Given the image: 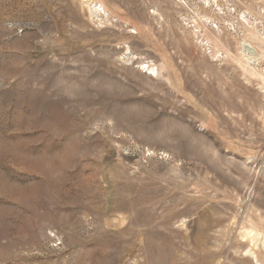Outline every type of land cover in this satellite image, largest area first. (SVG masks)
I'll list each match as a JSON object with an SVG mask.
<instances>
[{"label":"rangeland","instance_id":"1","mask_svg":"<svg viewBox=\"0 0 264 264\" xmlns=\"http://www.w3.org/2000/svg\"><path fill=\"white\" fill-rule=\"evenodd\" d=\"M0 264H264V0H0Z\"/></svg>","mask_w":264,"mask_h":264}]
</instances>
